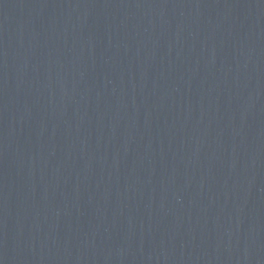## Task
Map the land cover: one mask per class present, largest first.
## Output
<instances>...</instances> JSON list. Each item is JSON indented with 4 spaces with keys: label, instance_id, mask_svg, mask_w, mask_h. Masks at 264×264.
Instances as JSON below:
<instances>
[{
    "label": "water",
    "instance_id": "obj_1",
    "mask_svg": "<svg viewBox=\"0 0 264 264\" xmlns=\"http://www.w3.org/2000/svg\"><path fill=\"white\" fill-rule=\"evenodd\" d=\"M0 264H264V0H0Z\"/></svg>",
    "mask_w": 264,
    "mask_h": 264
}]
</instances>
